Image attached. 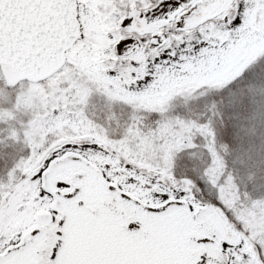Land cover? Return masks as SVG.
Wrapping results in <instances>:
<instances>
[{
    "label": "snow or ice",
    "instance_id": "1",
    "mask_svg": "<svg viewBox=\"0 0 264 264\" xmlns=\"http://www.w3.org/2000/svg\"><path fill=\"white\" fill-rule=\"evenodd\" d=\"M0 264H264V0H0Z\"/></svg>",
    "mask_w": 264,
    "mask_h": 264
}]
</instances>
